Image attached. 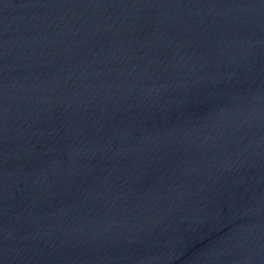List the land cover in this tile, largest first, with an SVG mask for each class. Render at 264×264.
Wrapping results in <instances>:
<instances>
[{"label": "water", "instance_id": "obj_1", "mask_svg": "<svg viewBox=\"0 0 264 264\" xmlns=\"http://www.w3.org/2000/svg\"><path fill=\"white\" fill-rule=\"evenodd\" d=\"M0 264H264V0H0Z\"/></svg>", "mask_w": 264, "mask_h": 264}]
</instances>
